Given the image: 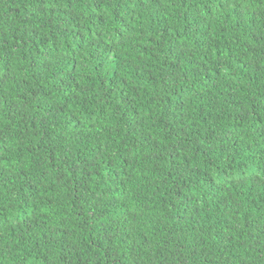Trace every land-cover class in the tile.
Segmentation results:
<instances>
[{"label": "trees", "instance_id": "trees-1", "mask_svg": "<svg viewBox=\"0 0 264 264\" xmlns=\"http://www.w3.org/2000/svg\"><path fill=\"white\" fill-rule=\"evenodd\" d=\"M0 264H264V0H0Z\"/></svg>", "mask_w": 264, "mask_h": 264}]
</instances>
